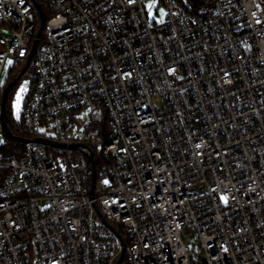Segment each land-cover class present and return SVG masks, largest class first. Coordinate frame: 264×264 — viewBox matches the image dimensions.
Listing matches in <instances>:
<instances>
[{
    "label": "built area",
    "instance_id": "1",
    "mask_svg": "<svg viewBox=\"0 0 264 264\" xmlns=\"http://www.w3.org/2000/svg\"><path fill=\"white\" fill-rule=\"evenodd\" d=\"M150 1L47 0L25 126L81 114L104 135L0 158V264H264V0H159L162 23ZM35 10L0 0V128L2 75L29 60Z\"/></svg>",
    "mask_w": 264,
    "mask_h": 264
},
{
    "label": "trees",
    "instance_id": "2",
    "mask_svg": "<svg viewBox=\"0 0 264 264\" xmlns=\"http://www.w3.org/2000/svg\"><path fill=\"white\" fill-rule=\"evenodd\" d=\"M28 1H31V0H28ZM37 1L43 6V9H44L45 14H46V18L50 19L52 17V12H51L48 4H47V0H37ZM176 1L184 9H186V10H188L190 12L196 13V12L201 11L205 7L209 6L214 0H176ZM35 12H36V15H37V27H38V30H39V28H40V17H39V14H38V12L36 10H35ZM23 67H24V63L23 62H17L16 63L14 70H11L10 73H9L10 77L5 82V85L3 86L4 88L7 87L15 78L18 77V75L21 73ZM27 74H33L32 65H30V67L28 68V70L24 74V76H26ZM33 83H34V81L32 79V87H33ZM32 87H31V89H32ZM13 93L14 92L12 91L9 94V98H8L6 122L8 124L9 129L11 130V132L13 133L14 136L22 138V139H27V140H33V139H36L39 136L49 137V138H52V139H59L61 137V131L59 130V127L64 128L66 126V122L65 121L63 123H61L59 125V127L56 124L53 127V129L49 130V131L29 132L28 129L26 128V126H25V122H24V119H23V112H22V114L20 116L16 115V113L14 112V110L12 108L11 102H12L13 97H14ZM29 94H30V92H29ZM83 127L85 128L86 131L92 132V134H94L95 136H103L104 135V132H103L104 124H102V123H100V124L99 123L98 124L88 123L87 125H84ZM1 128H2V131H3L4 139H5V144L1 147L2 150H3V157L2 158L11 159V158L20 156L23 153V150L26 147L27 143L8 137V135L4 131L3 127H1ZM70 129L72 130L73 127H71ZM79 129H81V124L78 125V129H76V130H79ZM76 130H74V131H76ZM46 133H50L52 135L51 136H47V135H45ZM46 148L49 151H51V152H55L57 154L61 153V151L58 150V149H54V148H51V147H46ZM97 165L99 166V162L98 161H97ZM91 183H92V173H91V171H89L87 173V175H86V184H87V188L88 189L91 188ZM116 226L119 229L121 235L124 237V232H123L122 228L118 227V225H116Z\"/></svg>",
    "mask_w": 264,
    "mask_h": 264
},
{
    "label": "rangeland",
    "instance_id": "3",
    "mask_svg": "<svg viewBox=\"0 0 264 264\" xmlns=\"http://www.w3.org/2000/svg\"><path fill=\"white\" fill-rule=\"evenodd\" d=\"M146 9L149 11L151 22L162 23L165 21V19L167 17V9L159 0L148 2L146 4ZM9 61H11L12 63L11 64L8 63L7 67L5 68V70L3 72L2 79H1V85L2 86H4L5 82L9 79V77H10L9 73L11 70H14L15 65L17 63L14 60H9ZM32 79H33V74H27L18 82L17 86L13 90L14 97H13L11 104H12V108H13L14 112L16 113V115L20 116L23 112L25 101H26V99L29 95V92L31 90V87H32ZM21 89H24V91L21 92ZM18 93H20L21 98H20V102H19V112L17 113V109H16L15 105H16ZM64 121L66 122V126L64 128L59 127V125L61 123H63ZM52 123H53V125H56V124L58 125L59 130L61 131V135H65L68 132H72V131L78 129V125H80V124H81V130H85V128L83 126L87 125L89 123V121L86 120L83 117V115L79 114V115L62 116L59 119L53 120ZM71 127H73L72 130L70 129ZM40 132H44L43 128L40 129ZM45 135L51 136L52 134L46 133ZM0 136L4 137L2 128H0ZM2 157H3V150L0 147V158H2ZM197 249L200 251L199 246L197 247ZM124 264H126V263H124Z\"/></svg>",
    "mask_w": 264,
    "mask_h": 264
},
{
    "label": "water",
    "instance_id": "4",
    "mask_svg": "<svg viewBox=\"0 0 264 264\" xmlns=\"http://www.w3.org/2000/svg\"><path fill=\"white\" fill-rule=\"evenodd\" d=\"M37 10V12L39 13V17H40V28L38 30L37 33V38L34 42V46H33V51L32 54L30 55L29 60L26 62L25 66L23 67L21 73L18 75L17 78H15L7 87L4 88L3 91V98H2V109H1V121H2V127L4 129V131L6 132V134L8 135V137L12 138V139H16V140H20L22 142L25 143H38V144H43L47 147H51L54 149H59V150H65V149H75L77 146L79 145H70L67 146L66 144L63 143H59L55 140L49 139V138H44V137H38L36 139L33 140H27V139H22L19 137H16L13 135V133L11 132V130L8 127V124L6 122V117H7V104H8V98H9V94L13 91V89L15 88V86L18 84V82L22 79V77L24 76V74L27 72L28 68L30 67V60L33 58L34 53L36 51L37 45H38V40L41 37L44 29H45V25H46V14L45 11L43 9V6L37 1V0H31ZM91 173H92V183H91V188H90V194L94 195L95 194V188H96V181H97V168L95 163L92 162V166H91ZM95 209L98 213V215L102 218V220L104 221V223L111 229L113 230L119 237L123 249H125V243L123 241L122 236L117 232V230L115 229V227L113 225H111L103 216V214L101 213V211L99 210V208L97 206H95ZM124 261V253L121 255L118 264H122Z\"/></svg>",
    "mask_w": 264,
    "mask_h": 264
},
{
    "label": "snow or ice",
    "instance_id": "5",
    "mask_svg": "<svg viewBox=\"0 0 264 264\" xmlns=\"http://www.w3.org/2000/svg\"><path fill=\"white\" fill-rule=\"evenodd\" d=\"M8 63L11 64L12 62L9 61ZM23 91H24V89H21V92H23ZM20 98H21L20 93H18V94H17L16 105H15V107H16V109H17V113L19 112V102H20ZM198 147H199V146H198ZM105 183H107V181H105ZM222 199H225V200H226V198H224V197H222Z\"/></svg>",
    "mask_w": 264,
    "mask_h": 264
}]
</instances>
